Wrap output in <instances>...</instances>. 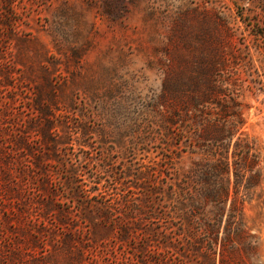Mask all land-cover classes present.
Returning a JSON list of instances; mask_svg holds the SVG:
<instances>
[{
    "label": "rangeland",
    "instance_id": "obj_1",
    "mask_svg": "<svg viewBox=\"0 0 264 264\" xmlns=\"http://www.w3.org/2000/svg\"><path fill=\"white\" fill-rule=\"evenodd\" d=\"M199 218L264 264V0H0V264H192Z\"/></svg>",
    "mask_w": 264,
    "mask_h": 264
},
{
    "label": "trees",
    "instance_id": "obj_2",
    "mask_svg": "<svg viewBox=\"0 0 264 264\" xmlns=\"http://www.w3.org/2000/svg\"><path fill=\"white\" fill-rule=\"evenodd\" d=\"M9 7H13V4L8 3ZM229 139V138H228ZM222 140V139H221ZM226 141V140H225ZM224 141V142H225ZM228 150V141L224 143L223 147ZM250 154L249 149L246 153L242 156L241 161L245 162L248 160ZM225 166V168H224ZM219 171L222 173L230 174V166H228V161L218 167ZM236 173V172H234ZM252 179L250 178V181ZM203 192H200L198 195H202ZM206 199H208L209 194H205ZM227 195V190L225 187H220L219 194L216 196L217 202H223L225 200V196ZM191 195H188V197ZM185 198L183 203L189 200V198ZM202 211V210H201ZM200 211V212H201ZM199 212V214H200ZM218 221H220L218 219ZM206 221H203L199 218V222L197 223V232L202 230L204 231L203 234H189L188 236H183L185 243L188 245L189 249L184 252V256L189 259V261H194L192 264H236L234 261L235 259L232 257L233 249L232 244L233 241H236L238 237L237 234H223L221 235L217 230L218 225L215 224L214 228L216 230L214 232L205 231L203 228V224ZM207 244V248L202 249L203 244Z\"/></svg>",
    "mask_w": 264,
    "mask_h": 264
}]
</instances>
